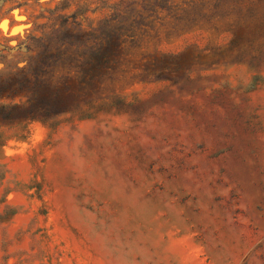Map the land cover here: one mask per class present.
Wrapping results in <instances>:
<instances>
[{
  "label": "rangeland",
  "instance_id": "374dc122",
  "mask_svg": "<svg viewBox=\"0 0 264 264\" xmlns=\"http://www.w3.org/2000/svg\"><path fill=\"white\" fill-rule=\"evenodd\" d=\"M41 45L74 113L0 120V264H264V0H0V73Z\"/></svg>",
  "mask_w": 264,
  "mask_h": 264
},
{
  "label": "trees",
  "instance_id": "16d2710c",
  "mask_svg": "<svg viewBox=\"0 0 264 264\" xmlns=\"http://www.w3.org/2000/svg\"><path fill=\"white\" fill-rule=\"evenodd\" d=\"M71 48H76V51L81 49L80 57H86V46H78L75 44H68ZM26 51L28 50L25 48ZM41 49L49 51L53 49L56 53L47 56L44 53L31 60L27 66L17 69V72H2L0 73V80L6 76H12L22 80L24 83L29 84V93L32 98L26 101V105L19 106L18 104L0 105V120L1 121H26L31 118H47L50 116H56L62 113H74L70 106L72 95H70V89L64 85V76L57 77V69H64L67 64L66 54L69 53L67 47H48V45H41ZM64 51V52H63ZM50 52V51H49ZM89 60H86L87 65L94 58L93 54L88 55ZM69 58V57H68ZM92 67V65H91ZM90 71V70H89ZM82 72V71H81ZM19 74L21 76L19 77ZM6 83L3 81L0 83V88ZM8 88V87H6ZM2 97V93H0ZM87 117V116H86Z\"/></svg>",
  "mask_w": 264,
  "mask_h": 264
}]
</instances>
